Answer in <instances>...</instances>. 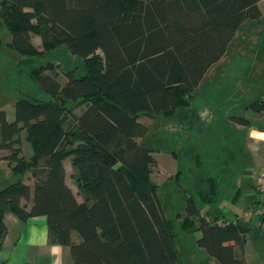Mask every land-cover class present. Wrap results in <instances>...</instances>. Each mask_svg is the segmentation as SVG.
Here are the masks:
<instances>
[{
  "label": "trees",
  "instance_id": "obj_1",
  "mask_svg": "<svg viewBox=\"0 0 264 264\" xmlns=\"http://www.w3.org/2000/svg\"><path fill=\"white\" fill-rule=\"evenodd\" d=\"M259 1L0 0L19 72L28 67L29 77L52 95L49 101L18 97L12 121L0 109V150L6 151L0 160L19 175L0 185V247L9 209L21 219L46 215L48 241L69 246L74 264H180L175 220L164 215L150 179L156 159L133 132L140 114H169L189 104L240 23L261 15ZM60 44L83 63L78 75L76 66L62 71L64 82L52 62L32 64L33 56ZM248 107L264 111V101ZM66 158L81 200L65 181ZM194 186L202 202H214L215 177L195 174ZM253 217L264 222V212ZM179 227L200 230L198 246L219 264H246L241 253L251 223L224 214L207 219L188 196Z\"/></svg>",
  "mask_w": 264,
  "mask_h": 264
},
{
  "label": "rangeland",
  "instance_id": "obj_2",
  "mask_svg": "<svg viewBox=\"0 0 264 264\" xmlns=\"http://www.w3.org/2000/svg\"><path fill=\"white\" fill-rule=\"evenodd\" d=\"M260 5L262 10H264V1ZM247 19L251 20V22L256 21L253 25L259 31L258 33L256 30L254 31L257 39L254 40L249 31L246 36L245 33H241L242 35L239 37L243 39L239 38V40H233L231 43H228L227 52L222 58L225 61L219 65L215 73L209 76L206 75L208 79L207 89H211L210 95L206 92L207 89L203 90L195 86L191 91V96L194 91L193 107L191 109L185 106H177L169 114L154 112L149 114L142 113L138 116L140 126L134 130L133 137L140 144L149 148L156 159L155 165L152 166L150 179L157 186V196L166 218L176 219L177 213L184 215L188 196L195 197L196 205L204 210L216 209L217 207L223 208L224 205L225 207H232L230 201L231 193L233 192L232 183H234V179L240 174L241 159L240 157L229 155L227 151L220 150L217 146L222 144L219 141V130L227 132L230 136H237V138L240 137V134L233 131V123L231 121V124L222 120H217L210 124H207V121L200 123L199 120L203 116L200 115L201 112H198L197 109L204 107L205 110L209 109L212 112V109H214L212 104L214 103L216 104L214 111L219 118L222 117L221 113L228 111L229 113L245 117L248 116L245 113V109H248L249 112L252 110L250 107H246L242 111H240V108L232 107L239 106L240 104L243 105L245 102L249 105L257 98L264 100V15H260L258 18ZM245 46H248L247 49L251 46H255V48L249 49L246 52L244 51ZM239 47H242L243 51H238ZM17 58L19 59V55L15 57V59ZM48 61L54 64L52 71L56 70L61 74V82L66 80L62 71H67L76 66L78 70L76 74L78 75L83 69L81 57L71 53L66 44H60L57 47L48 49L43 55L32 57L33 65H43ZM228 61L232 62V64L227 63ZM235 62H241L242 67H246V63L251 62L252 66L248 67L247 71H252L253 75L246 77L240 83H235L233 81L235 78L232 76L237 75L232 73L234 68L231 67L234 66ZM18 67L17 65L16 70L20 74H17L13 70L10 80L7 82L4 104L6 106L5 112L8 121L14 119V105L18 97L27 96L43 101L52 99L50 93L44 91L35 80L29 77L27 72L28 67L23 66L22 72H19ZM242 67L238 68L240 72H244V68ZM214 77L216 79L212 80ZM218 81H221V83L218 84ZM73 103L71 107H75V102ZM84 108L85 104H82L76 107L74 112L80 113ZM206 117L208 116L206 115ZM202 124V129H200ZM206 126L207 132L205 133L203 127L206 128ZM204 133L205 139L203 144L200 142V139ZM23 144V154L28 156L30 146L25 140ZM219 153L226 156L225 161H228H226V164H230L234 169H237V172H229L228 177L221 178L222 181L218 188L219 197L215 204L208 207L203 203L201 204L200 199L196 195L194 176L195 174L206 173L217 177L219 172H223L221 165L218 163L220 159ZM18 178L19 175H11L8 179H4V174L0 171L1 186L14 182ZM218 178H220V175ZM178 228L179 221L176 222V229ZM253 235L255 234L250 235L251 238L248 240L246 249L241 253L242 258L246 257L249 264H264L262 263L264 262V237H255ZM191 239V233L178 231L175 237V244L179 248L180 257H184V251H186L187 247L184 244H190L189 241Z\"/></svg>",
  "mask_w": 264,
  "mask_h": 264
},
{
  "label": "crops",
  "instance_id": "obj_3",
  "mask_svg": "<svg viewBox=\"0 0 264 264\" xmlns=\"http://www.w3.org/2000/svg\"><path fill=\"white\" fill-rule=\"evenodd\" d=\"M262 1L264 0H260L258 2V6L261 10V16L264 15V10H262L260 5ZM247 20L248 19L243 20L240 23L231 41L237 39L239 40V38L243 39L242 37H239L240 35H242L241 33H245L246 36L249 31L251 32L253 39H257V35L254 34V31L256 30L257 33L259 31L257 30L256 26L253 25L256 23V21H252L254 22L252 23L251 20ZM31 38L35 46L38 49H41L40 37L38 35H32ZM10 40L11 34L7 29L6 25L4 24L3 19L0 15V109L4 111H6V106L4 103L7 92V82L8 80H10L13 70H15L17 74H20L16 70L18 58L15 59V57H17L18 54L12 48L9 47ZM231 41L229 43H231ZM244 48V51L247 52L249 49L255 48V46H251L249 49H247L248 46H245ZM235 49L237 48L235 47ZM238 51H243L242 47H239ZM226 52L227 48L224 54L218 60L208 66L203 76L201 77L199 83L196 85L197 88H201L203 90H206L208 88V79L206 75L209 76L210 74L215 73L219 65L225 61L222 58L223 56H225ZM227 63H229L230 65L232 64V62L230 61H228ZM246 64V67H242L241 62H235L234 66H231L232 68H234L232 73L237 75L232 76L233 78H235L233 80L235 83H240V81H244L246 77H250L253 75L252 71H247V68L251 67L252 63L249 62ZM241 67L244 68V72H240V70L238 69ZM214 79H216V77L212 78V80ZM220 83L221 81H218V84ZM210 91L211 89L206 90L208 95H210ZM193 92L188 106H185L188 109H191L193 107ZM256 100H259V98H257ZM212 105L214 106L212 112L209 111V109L205 110L204 107H199L197 109L198 112H201L200 115L203 116L199 120V122L202 123L203 121H207V124H210L214 121L222 120L223 122L226 121V123H230V121L233 123L232 129L234 132H238L240 134V137L237 138V136H230L227 132L219 130V141L222 144L217 147H219L220 150L227 151L229 155H233L234 157L238 158L240 157L241 167L239 168L240 174L237 178L234 179V183H232L233 192H230V201L232 207H225L224 205L223 208L217 207L216 209L204 210L203 208H201V214H205V217L207 219H211L212 217L218 216L219 214H224L227 219L239 218L244 222L251 223L252 229L248 231L245 235V251L246 246L248 244V240H250L251 238V234H255L253 235L255 237H264V222H260L256 217L249 219V217L253 214L246 216V214L251 213L253 210L256 209V187L258 184L264 182V111L251 110L248 112V109H245V113L248 114V116L245 117L242 115L229 113L228 111L221 113L222 117L219 118V116L217 117V113L214 111L216 108V104L213 103ZM246 107H248L247 102H245L243 105L240 104L239 106H235L232 108H240V111H242ZM206 115L209 118H205ZM234 116L243 117L248 121V124H242L237 122L236 120H234ZM202 126L203 124L201 125L200 129H202ZM203 131H205V133L207 132V126L206 128L203 127ZM205 133L200 139V142L203 144L205 139ZM22 146H24V144H22ZM5 153V150H0V156L4 155ZM219 156L220 159L218 163L221 165V169L223 172L218 173L220 175V178H218L219 175L215 177L217 181L216 199L210 204L204 203L200 200L201 204L203 203L208 207L212 204H215L219 197L218 188L220 182L222 181L221 178L224 179L225 177H228L229 172H237V169H234L230 164H226L228 162L227 160V162L225 161L226 156H223L222 153H219ZM63 163L65 168V181L68 186L72 189L77 199L81 200V196L78 194L77 186L71 176L72 167L70 165L69 159H64ZM0 171L4 174V179H8L12 175L10 167L8 166L7 162L3 159L0 160ZM206 175L213 176L210 174ZM24 180L31 187L33 186L32 180L28 178H25ZM182 216L183 215L180 214L179 217L176 216V219L172 218L175 220V224L177 221H179L180 225ZM3 218L7 226V232L2 240V244L0 247V260L3 261L4 264H53V261H56L57 264H74L69 246L50 243L48 241L46 215H36L28 217L27 219H21L16 215V213L7 209L4 211ZM180 230V227L176 229L175 237L177 236L178 231ZM181 231L185 232L183 230ZM185 233H191L192 239L189 241L190 244H184L187 246L186 251H184V257L179 256V248L175 244L174 237V245L177 251L178 260L180 264H219L218 261L213 256H211L204 248L198 246L197 240L201 236L200 230ZM73 238L76 241L79 240V236L77 235V233L73 234ZM243 260L246 264H249L246 257L243 258Z\"/></svg>",
  "mask_w": 264,
  "mask_h": 264
},
{
  "label": "built area",
  "instance_id": "obj_4",
  "mask_svg": "<svg viewBox=\"0 0 264 264\" xmlns=\"http://www.w3.org/2000/svg\"><path fill=\"white\" fill-rule=\"evenodd\" d=\"M256 194H257L256 209L253 210L251 213L246 214V216L247 215H252V214L253 215L254 214H260V213L264 212V182L258 184V186L256 188ZM235 219H237V218H235ZM235 219H232V220H235ZM218 223H223V221L222 220H218Z\"/></svg>",
  "mask_w": 264,
  "mask_h": 264
},
{
  "label": "clouds",
  "instance_id": "obj_5",
  "mask_svg": "<svg viewBox=\"0 0 264 264\" xmlns=\"http://www.w3.org/2000/svg\"><path fill=\"white\" fill-rule=\"evenodd\" d=\"M53 264H57V262L56 261H53Z\"/></svg>",
  "mask_w": 264,
  "mask_h": 264
}]
</instances>
